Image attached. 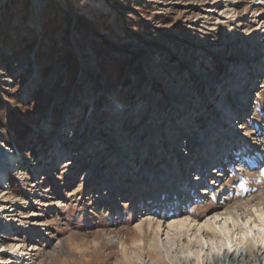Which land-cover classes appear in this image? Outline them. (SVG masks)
I'll use <instances>...</instances> for the list:
<instances>
[{"label":"rangeland","instance_id":"374dc122","mask_svg":"<svg viewBox=\"0 0 264 264\" xmlns=\"http://www.w3.org/2000/svg\"><path fill=\"white\" fill-rule=\"evenodd\" d=\"M263 30L264 0H0V147L21 151V166L2 174L7 189L0 183L10 209L0 212V264H192L173 231L166 256L167 229L155 222L196 186L201 112L248 72L243 127L261 163L235 152L216 182L226 194L195 187L180 213L201 218L264 190V54L245 68L263 52ZM195 109L193 125L171 130ZM263 259L254 246L247 264Z\"/></svg>","mask_w":264,"mask_h":264},{"label":"bare ground","instance_id":"6f19581e","mask_svg":"<svg viewBox=\"0 0 264 264\" xmlns=\"http://www.w3.org/2000/svg\"><path fill=\"white\" fill-rule=\"evenodd\" d=\"M263 34H264V30H263ZM257 40H255V42H257ZM252 49L255 48L252 47ZM262 51L263 52L257 54L255 58H251L250 63L246 64L245 68L247 71L250 70V74L257 69V67L255 69V63L259 62V58L263 56L264 48H262ZM251 53H254V51H252ZM238 61L240 62V58L233 60L232 62L234 63L232 64H239ZM241 65L243 64H240V66ZM232 68L233 70L239 69V67L237 66H233ZM252 75L253 73L249 75L248 72L247 75V77H249L248 81L245 82V79H243V82L241 83L238 82L237 84L232 85V86H236L235 88L239 89L237 90V92L235 91V89L232 88H227L226 91L224 90V93L222 94L224 96L223 97L224 101L220 104V107L215 108V106L213 105L212 112H209V114L208 113L205 114L204 111L201 112L203 109L202 110L195 109L190 113L192 116L189 119L185 118L187 120L185 121L182 120L184 122L178 123V126L174 124V126L171 127L172 128L171 130H179L181 129L180 125L182 124H184V126L193 125L195 120V115L199 114L200 112L204 113L202 114V116L207 118V119L205 118L207 121L203 120L204 131H207V134L205 136L203 135V139L201 138L202 140L200 139V141L202 142L200 143L201 152L198 153V156L202 155V159L204 160L200 163V165L196 169H192V172L193 173L197 172V174L195 179L193 178L190 180V183L192 182V184L193 183L196 184L195 187H198L197 188L198 195L201 196L203 195L204 197H206L207 195H210L212 193L211 189L213 188H211V186L209 190H207L206 187L199 188L198 186L199 183L197 179L198 178L201 179V177H203L202 175L205 173L211 174L215 172V170L209 171V169L206 167L210 163H216L215 165H219L221 158H223V156H227V154L225 155L224 152L222 153V150H224V148L230 149L231 145L238 144L241 148V152H243V154L245 155L244 158L246 159L247 164L256 167L261 163V159H262L261 155L257 153H252L250 151V145H249L250 143L245 139V132L248 131L247 129L248 126L243 127V123H244L243 121L245 119L244 115L246 113V109L248 106L246 105V101L247 98L253 92L252 89H255L254 88L255 84L253 83V81H251V79H254ZM224 77L225 76H223V78ZM232 80L233 78H231L230 81ZM170 98L172 101L177 97L171 96ZM218 98H221V96L218 97V95H215L214 98L215 102H217ZM258 98H260V95H258ZM228 113L230 115H235L236 116L235 119H239V120L241 119V126L231 128L228 123L230 122L231 119ZM186 121L188 122L186 123ZM235 123L236 122H234V124ZM257 131L255 133H258ZM255 133L253 131L251 134L254 136L253 140L255 139L254 141H256L257 143L260 137L256 138ZM189 137H195L194 132H190ZM241 137H244V139ZM211 139H213V145H211L210 148H208V150L205 151V149H207L206 147L209 146L208 144L211 141ZM239 141H241L240 144ZM17 151L18 153L16 155L12 153H6L5 156H3L2 153L3 151L0 152V167L2 166L1 167L2 170L0 168V183L2 182L4 183L3 186L4 189H7L6 183L2 176L3 169L5 167L7 168V166L4 165L5 158L7 159L8 156V161H7L9 164L8 168H12V169L18 168L21 165L20 163L16 164V162L19 161V159L21 158V151L20 149H17ZM3 157L4 159H2ZM211 169L212 168H210V170ZM217 176L221 178L224 177L225 174L224 175L217 174ZM193 181H197V182H193ZM216 182H218V180ZM210 185L216 186L218 188L217 193H219L220 195L226 194L225 189L227 187L224 188L225 186L224 184L222 183L214 184L212 180L210 182ZM195 187L190 189L191 190L196 189ZM181 190H183L185 194L183 202L191 198L190 195L191 190L186 188ZM1 192L2 194L0 198L3 197V194H5L2 190H0V193ZM171 205L172 207L170 210L172 211L170 213V216H168L166 219L158 218L156 219L155 222L157 229H160L161 227L167 229V233L165 237L167 241L164 244V251H166L165 253L167 257L170 255V251H172L173 246L174 245L178 246L176 242V239L178 238L177 237H175V239H173L172 237L170 238L169 237V235H171V233H169L170 231H173L172 234L173 236H178L179 238L183 237L187 239V241H185L186 242L185 244L180 242L181 245L180 248H183V250H188L191 252L190 254L193 256V259L191 258L192 264H203L205 256L206 258H208V256L212 257L215 254L217 256L219 254L222 256L221 264H234V263L247 264L251 260L254 246L258 247V250L264 249V190H262L257 195H253L252 197L245 199L243 201H238L233 205H228L227 201H225V203H223V206H221L220 209H217L210 215H204L201 218H194V217H190L189 215L182 216L180 213L181 212L180 205L177 206L174 205V203H172ZM4 211H10V209L6 206H1L0 204V212H4ZM1 228L2 227H0V229ZM153 239H154L153 240L154 247L159 248V244L160 242L161 243L163 242V239L159 240L157 237ZM245 245L246 247L247 246L248 247L246 248ZM19 246H20L19 244H11V249L14 252H16ZM243 246L245 248L244 251L241 250ZM194 247H195V251H192V248ZM188 257L190 256L187 255L185 259H189ZM4 264H22V263H20L13 256H11L8 259H6ZM252 264H264V259L262 261L260 260L259 262L255 261Z\"/></svg>","mask_w":264,"mask_h":264},{"label":"built area","instance_id":"2783aa9c","mask_svg":"<svg viewBox=\"0 0 264 264\" xmlns=\"http://www.w3.org/2000/svg\"><path fill=\"white\" fill-rule=\"evenodd\" d=\"M3 150H5V151L7 150L6 153H9L8 151H10V148L8 149V148H6V147H4V146H1V147H0V152H2ZM2 153H3V152H2ZM6 153H5V154H6ZM5 154L3 153V156H5ZM2 159H4V157H3ZM2 159H1V160H2ZM7 161H8V159L5 158V161H4L5 163H4V165L7 166V168H8V167H9V164H8ZM1 167H2V166H1ZM1 167H0V168H1ZM1 170H2V168H1ZM4 171H6V167L3 169L2 172L4 173Z\"/></svg>","mask_w":264,"mask_h":264}]
</instances>
